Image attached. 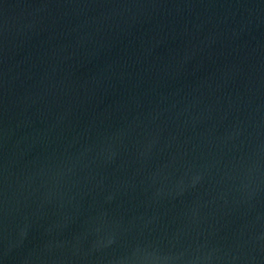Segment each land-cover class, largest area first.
I'll list each match as a JSON object with an SVG mask.
<instances>
[{
    "label": "water",
    "instance_id": "95a60500",
    "mask_svg": "<svg viewBox=\"0 0 264 264\" xmlns=\"http://www.w3.org/2000/svg\"><path fill=\"white\" fill-rule=\"evenodd\" d=\"M0 264H264V0H0Z\"/></svg>",
    "mask_w": 264,
    "mask_h": 264
}]
</instances>
